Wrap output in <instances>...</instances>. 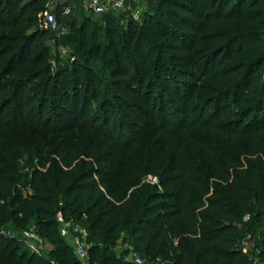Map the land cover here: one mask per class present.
<instances>
[{"label":"trees","instance_id":"obj_1","mask_svg":"<svg viewBox=\"0 0 264 264\" xmlns=\"http://www.w3.org/2000/svg\"><path fill=\"white\" fill-rule=\"evenodd\" d=\"M80 2L69 0L70 13H57L56 19L65 30L66 43L80 50L90 46L82 55L85 63L98 60L101 50L110 51L106 87L84 65L54 75L49 68L36 70L24 82L19 80L22 74L15 79L7 64L0 70V129L9 133L38 121L43 128L51 127L50 133L62 134L67 131L58 122L62 119L103 141L124 129L127 146L121 144L120 149L137 146L136 160L123 158L119 172H114L117 164L99 153L101 142L63 139L53 150L51 168L43 172L34 145L0 136L2 217L18 228L33 223L35 234L55 245L52 256L58 264H82L60 238L58 214L87 231L88 264H135L114 252L124 235L144 263L254 264L240 247L250 235L264 263V0H162L139 20L128 17L120 27L115 12L79 14L80 5L84 8ZM44 4L45 0L30 4L36 25ZM17 10L24 11L13 0H0V15L14 17ZM88 16L100 17V23L94 22L97 27ZM165 33L186 53V66H174L166 59L171 56L161 52L150 62L151 38ZM26 47L21 55L30 51ZM33 78L45 81L29 91ZM202 78L210 84L199 87ZM197 90L206 92L197 94L195 105L201 116L207 111L202 123L209 130L195 136L197 153L172 154L160 138L142 144L145 109L157 110L163 120H179L178 107ZM91 99H99V105L86 121L81 120L84 112L75 116L79 104L88 111L83 103ZM47 104L53 111L42 120ZM118 111L125 120L117 118ZM227 111L232 117L220 122ZM24 156L36 157L39 166L31 175L33 192L26 195L24 177L14 164ZM128 170L137 173L131 183L119 180ZM144 177L157 184L143 183ZM0 259L2 264H48L2 236Z\"/></svg>","mask_w":264,"mask_h":264},{"label":"rangeland","instance_id":"obj_2","mask_svg":"<svg viewBox=\"0 0 264 264\" xmlns=\"http://www.w3.org/2000/svg\"><path fill=\"white\" fill-rule=\"evenodd\" d=\"M18 4V8L23 9L24 11L20 10L15 12L14 17H10V14L0 15V55L5 54L7 50H10L4 57H0V70L4 68L5 65L9 66L8 69H12V72L15 74V79L21 75L19 80L26 82L28 78H32L34 72L36 70H45L49 68L52 74L60 73L63 74L65 72H70L74 67H78L81 65L87 66L92 71H95L98 76L102 79V88H105L107 82H109V70H110V63L108 60L110 56V51H105L100 54L98 60H93L91 63H85L83 54L90 52V46L87 45L84 50H80L75 43H66L65 38L63 37V33L65 30H59L57 33L47 32L40 30L38 24L36 25L34 22V13L32 11V7L30 6L33 0H13ZM81 1V0H80ZM162 1V0H161ZM160 0H127V10L122 12H115L114 21L116 22L117 26H124L127 18H133V14L138 12L139 14L148 11L156 2H161ZM82 5V1L80 2ZM85 5V4H84ZM26 8V9H24ZM86 5L84 8L80 5L79 10L77 11L81 15L90 14L86 9ZM89 19L92 21L91 26L97 27V24L100 23L98 18H93L88 16ZM140 17V15H139ZM82 17H80L81 19ZM79 19V20H80ZM139 20V18H138ZM80 22V21H79ZM78 22V23H79ZM94 22H97L94 25ZM43 31V32H41ZM47 32V33H46ZM167 35H163L156 37H152L151 41L153 43L154 49L150 54V62L154 59L157 53L161 52L164 56H171L166 59H170L171 63L177 65H187V59L185 57L186 53L181 51L180 44L171 37L170 34L165 33ZM163 42V43H160ZM27 44L26 49L30 48V51L23 52L24 57L20 59L19 55L22 56L20 53L24 51V47ZM178 45V46H176ZM264 47V43H263ZM23 59V60H22ZM10 60L13 61V64H9ZM22 60V61H21ZM15 62V63H14ZM32 62H41L39 67H35L31 65ZM26 63L24 67H21ZM20 72V73H19ZM29 76V77H28ZM31 76V77H30ZM63 78L61 75L60 80ZM264 79V73H263ZM45 80L39 81L38 83L34 80H31L30 85H28V90L31 91L34 86L40 84L41 86L44 84ZM200 86L202 85H209V79L202 78L200 80ZM12 90V89H11ZM14 94L13 91H10L9 94ZM35 94V93H34ZM197 94H206V92L201 93L200 90L195 91L193 94V99H191L187 104L184 106H179V111L177 112L179 116V120L173 121L171 118L168 120H163L157 110L152 112L149 108L143 111L146 113L143 122L141 123V128L144 129V133L139 136V139L142 140V144H145L146 141L152 139L160 138L162 139V144L165 145V150L172 154H184L186 152H193L197 153V147L194 143L195 136L206 133L209 130L203 127L204 123L202 121L207 117V111L201 116V112L197 109L196 103V96ZM156 92H153L151 96V102H154V96ZM136 98L132 97L131 103L135 102ZM99 99L93 100L91 99L88 102L85 100L83 105L88 104V111L85 109L87 108L77 106L74 110L75 116H79L81 112H84V116L81 120H85L88 118L89 114L97 109L99 105ZM46 110L43 112L44 120L45 115L47 112L53 111V106L50 104L46 105ZM121 110H125L122 109ZM118 119L121 121L124 119L123 113L121 114L119 111L117 112ZM121 116V117H120ZM232 117L231 111L225 112L223 117L220 119V122L228 120ZM168 118V117H167ZM182 119V121H181ZM59 120V119H58ZM1 121V118H0ZM38 122V121H37ZM33 121L31 123L25 124L20 129H13L12 132H6L0 129V136H12L13 141L21 144H32L36 147L37 152L40 154V160L42 165H40V169L43 172L49 171L52 165V161L54 160L55 156L53 154V150L55 146L61 141L65 139H70V142L76 143L81 141L83 138L87 137V143H91L92 139H96L99 143L103 145L102 148L99 150L103 156L109 155V163L110 164H117L116 169H113L114 172H119L118 166L124 160H129L130 162H134L137 157V146H132L129 148L128 151H121L120 145L126 143L127 136L125 135V130L118 129L114 133V139L111 137L104 138L103 141L102 137H93L89 134V137L86 133H83L80 126L78 124L73 123H66V122H59L61 126L66 128V132L62 134L57 133H50L49 130L51 127H45L41 125V123H37ZM19 124L20 122H15ZM121 124V123H120ZM56 129V128H55ZM53 129V130H55ZM117 139V140H116ZM72 140V141H71ZM103 142V143H102ZM5 142L2 141L1 145L4 146ZM127 146V144H125ZM129 147V146H128ZM2 148V147H0ZM124 158V160H123ZM2 157L0 156V161ZM90 161V160H88ZM16 167L20 169L24 180H25V190L24 194H28L33 192L30 186L31 175L34 169L38 168V163L36 157H21L14 162ZM129 171V170H128ZM137 176L136 172H132L131 170L124 176H121L119 180H127L128 183H131L133 178ZM143 183H151L157 184V180L152 177H144L142 178ZM67 222V221H66ZM70 222H67L69 225ZM59 230L60 227L58 226ZM35 233V229L33 223H30L26 228H18L11 221L4 219L0 214V236L7 240H13L16 244L24 245L28 248V250L35 256L46 260L48 264H58L57 261L54 259L53 252L55 250V245L48 242V241H36L34 239L33 234ZM60 235V231H59ZM61 240L64 242L65 245L69 246L70 241L68 238H64L60 235ZM126 235H124L123 239L116 244L114 252L117 255H125L127 256L126 252V245L127 239ZM254 264H264L258 261L255 257L252 258ZM0 264H2L0 259ZM88 264V262H85ZM149 264V263H144Z\"/></svg>","mask_w":264,"mask_h":264},{"label":"built area","instance_id":"obj_3","mask_svg":"<svg viewBox=\"0 0 264 264\" xmlns=\"http://www.w3.org/2000/svg\"><path fill=\"white\" fill-rule=\"evenodd\" d=\"M69 0H45L44 8L37 15V24L40 30L57 33L60 30L59 23L56 19L57 13L68 15L71 8L66 5ZM83 7L94 16H99L108 12H122L127 10V0H81ZM85 4V5H84ZM139 13L133 14V19L138 20ZM248 219V218H245ZM57 222L60 227V235L68 238L71 249L75 259L85 264L89 260V249L91 245L87 242V231L80 226L67 225L61 214L57 215ZM34 239L41 242L42 240L34 233ZM241 251L250 259L255 257L258 259L259 249L256 241L250 235L246 236L240 243ZM126 260L132 261L135 264H144V260L133 251V249L126 245ZM253 260V259H252ZM259 261V259H258Z\"/></svg>","mask_w":264,"mask_h":264}]
</instances>
